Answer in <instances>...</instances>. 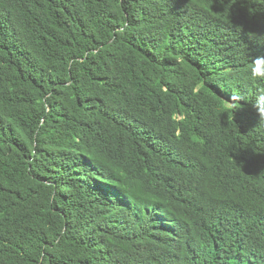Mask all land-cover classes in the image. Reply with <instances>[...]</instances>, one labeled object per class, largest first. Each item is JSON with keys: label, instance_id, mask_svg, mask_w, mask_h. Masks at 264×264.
I'll return each mask as SVG.
<instances>
[{"label": "trees", "instance_id": "1", "mask_svg": "<svg viewBox=\"0 0 264 264\" xmlns=\"http://www.w3.org/2000/svg\"><path fill=\"white\" fill-rule=\"evenodd\" d=\"M264 0H0V264H264Z\"/></svg>", "mask_w": 264, "mask_h": 264}, {"label": "clouds", "instance_id": "2", "mask_svg": "<svg viewBox=\"0 0 264 264\" xmlns=\"http://www.w3.org/2000/svg\"><path fill=\"white\" fill-rule=\"evenodd\" d=\"M252 79L264 80V56H257L253 59L249 69ZM252 108L261 122H264V93L259 94L252 104Z\"/></svg>", "mask_w": 264, "mask_h": 264}]
</instances>
